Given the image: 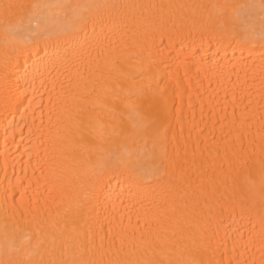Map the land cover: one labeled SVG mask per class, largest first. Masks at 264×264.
Segmentation results:
<instances>
[{"label": "bare ground", "instance_id": "6f19581e", "mask_svg": "<svg viewBox=\"0 0 264 264\" xmlns=\"http://www.w3.org/2000/svg\"><path fill=\"white\" fill-rule=\"evenodd\" d=\"M0 264H264V0H0Z\"/></svg>", "mask_w": 264, "mask_h": 264}]
</instances>
